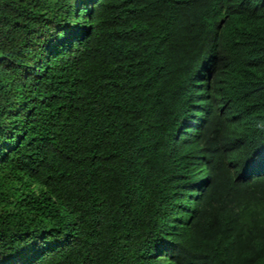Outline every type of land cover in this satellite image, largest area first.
<instances>
[{"label": "trees", "instance_id": "trees-1", "mask_svg": "<svg viewBox=\"0 0 264 264\" xmlns=\"http://www.w3.org/2000/svg\"><path fill=\"white\" fill-rule=\"evenodd\" d=\"M0 264H264V0H0Z\"/></svg>", "mask_w": 264, "mask_h": 264}]
</instances>
